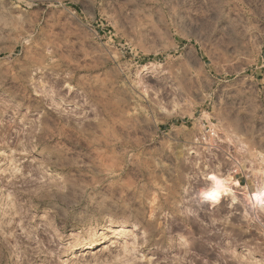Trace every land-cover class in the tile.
<instances>
[{"label": "rangeland", "instance_id": "374dc122", "mask_svg": "<svg viewBox=\"0 0 264 264\" xmlns=\"http://www.w3.org/2000/svg\"><path fill=\"white\" fill-rule=\"evenodd\" d=\"M0 264H264V0H0Z\"/></svg>", "mask_w": 264, "mask_h": 264}, {"label": "bare ground", "instance_id": "6f19581e", "mask_svg": "<svg viewBox=\"0 0 264 264\" xmlns=\"http://www.w3.org/2000/svg\"><path fill=\"white\" fill-rule=\"evenodd\" d=\"M204 64V63H203ZM206 72H209L207 69H206V67H204V65H200V66H198L197 67V73L198 74H201V75H203V74H205ZM210 73H211V71H210ZM187 77V76H186ZM213 78V77H212ZM207 80V79H206ZM209 80V79H208ZM215 84V83H214Z\"/></svg>", "mask_w": 264, "mask_h": 264}]
</instances>
